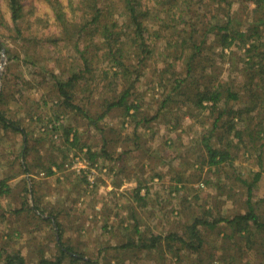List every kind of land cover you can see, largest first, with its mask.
Listing matches in <instances>:
<instances>
[{"label": "rangeland", "instance_id": "1", "mask_svg": "<svg viewBox=\"0 0 264 264\" xmlns=\"http://www.w3.org/2000/svg\"><path fill=\"white\" fill-rule=\"evenodd\" d=\"M239 1L245 0H234V7L244 21V7ZM2 3L0 0V6ZM31 4L32 0L23 1L25 13L34 22L44 6L36 2L32 10ZM2 9L5 12V6ZM6 19L4 24L0 23V92L4 94L0 112L30 133L29 162L33 166L38 161L45 162L55 174L46 176L37 166L31 174H23L18 159L23 138L12 132L4 135L0 129V180L11 178L8 183L11 192L0 195V252H20L28 264H37L41 257L53 259L59 253L57 245L86 259L99 258L103 264H264V233L237 235L225 221L215 225L216 221L233 219L248 211L245 182L252 183L257 173L261 179L254 189L253 200L264 221L263 133L252 142L246 122H237L238 130L249 128L244 134V143H239L236 131L233 134L216 132L211 144L229 148L232 160L220 167L210 166L202 138L211 132V121L201 117L189 103L179 112V105L175 103L178 92L171 96L168 110L164 102L174 93V82L166 88L160 87L157 79L160 73L155 65L143 72L136 84L138 92L130 98L131 102L141 105L135 121L127 118L123 123L118 109L107 113L97 125L82 114L68 111L64 115V107L58 103L54 90V76L65 78L73 74V69L68 71V67L77 64L75 50L66 44L63 51L55 49L48 39L51 25L47 22L34 26L41 41L31 34L33 28L25 24V30L19 33L9 15ZM225 60L221 78L228 80L238 62L230 52ZM162 67L160 63L159 70ZM108 69L111 66L100 60L94 65V74L87 77L91 80L93 75L101 76ZM127 86L113 84L108 96H117ZM94 93L79 90L76 98L93 117L104 110L102 98ZM234 104L241 105L238 101ZM143 117L148 120L144 124L140 123ZM61 119L64 123L57 132L49 129L51 123ZM63 125L79 134V146L84 152L92 148L103 154L105 150L113 159L101 160L107 165L99 162L97 170L87 159L88 164L82 169L80 164L87 157L79 147L68 149ZM252 129L259 131L255 126ZM220 136L225 137L224 145ZM53 162L64 163L63 170H58ZM138 178L151 190L147 207L129 204V192L139 187ZM178 182L183 187L179 194L171 195L170 190ZM26 184L30 190L35 185L37 200L28 198L30 204L35 203L45 211L42 219L33 213H15L27 196ZM142 193L146 194V190ZM131 207L135 210L133 217L138 216L145 223L146 233L174 234L181 240H189V245L193 243L192 226L197 222L203 240L200 248L195 250L179 240H167L150 251L118 249L127 240H137L125 223L133 214ZM48 215L57 217L60 231L54 219L52 223L48 221ZM120 221L125 222L120 224ZM166 243L172 244V251ZM3 260L0 255V264H4ZM65 264H71L69 258Z\"/></svg>", "mask_w": 264, "mask_h": 264}, {"label": "trees", "instance_id": "2", "mask_svg": "<svg viewBox=\"0 0 264 264\" xmlns=\"http://www.w3.org/2000/svg\"><path fill=\"white\" fill-rule=\"evenodd\" d=\"M23 1L2 0L0 23L4 24L9 15L10 21L19 33L22 29L25 30L23 25L26 24L34 29L30 30L31 34L42 41L34 26L47 22L51 25V35L48 39L54 48H62L63 51L64 44L71 45L70 48L75 50L77 55V66L68 67V71L73 69L71 76L65 78L54 76V90L58 103L64 107L65 111L62 112L64 115L68 111L82 114L97 125L107 113L118 109L124 118L123 123L127 118L128 121H135L140 114L141 105L137 101L131 102L130 98L138 92L136 84L143 72L149 66L155 65L160 73V76L157 75L160 87L166 88L174 82V93L167 96L164 106L169 110L171 96L178 92L175 103L179 105V112L186 103H189L201 117L211 121V132L202 138L210 166L220 167L232 160L229 148L223 143L225 137L219 138L225 148L211 144L216 132L233 134L236 131L239 143H244L246 129L250 128L249 137L252 142H255L261 133L264 134V0L239 1L244 7L242 10L245 15L244 21L240 13L238 16L234 0H32V10L35 9L36 2L44 6L42 13L35 16L34 22L29 19V14L25 13ZM2 6H5V12ZM229 52L230 56L236 57L238 64L233 72L229 73V79L223 80L221 78L224 73L223 61L225 63ZM7 53L12 56L10 50H7ZM100 60L105 65H110L111 69L105 70L101 76L93 75L89 80L87 75L94 74V65L100 63ZM32 61L38 62L36 58H32ZM160 63L163 67L159 70ZM50 72L53 74V70ZM109 76L113 79L110 80ZM229 80L231 83L228 85ZM113 84L128 86L123 92L116 93L117 96L111 98L108 94ZM79 90L98 93L102 98L104 110L98 112L95 117L90 116L88 110L76 102ZM244 97L248 100L244 101ZM3 98L4 94L0 92V104ZM237 101L241 105L234 104ZM62 119L58 123H51L49 129L57 132L64 123ZM146 121H148L146 117H143L140 123L144 124ZM237 122L249 123V128L245 131L238 130ZM253 126L259 128V131L252 129ZM62 127L65 133L64 142L68 149L79 147L82 155L87 157L84 160L87 162L89 160L96 170L100 169L99 162H106L101 160L113 159L105 150L103 154L94 152L92 148L84 152L79 146V134L71 127L64 125ZM0 129L4 135L12 132L23 138L24 144L18 158L21 160L23 174H31L35 166L45 172L46 176L55 174L52 166H46L45 162L38 161L35 166L29 162L30 133L21 124L6 118L5 114L0 112ZM228 144L230 146L231 143ZM262 146L264 147V143ZM64 159H67V155ZM54 165L58 170H63L65 164ZM124 168L122 165V172ZM84 178V181L90 184L88 178ZM96 178L102 182L99 176ZM10 179L0 180V195L5 196L11 192L8 184ZM260 179L261 175L257 173L252 183L245 182L248 211L233 219L216 221L215 225L225 221L237 235L244 233L252 236L264 233V221L257 213L253 200L254 189ZM179 181L182 179L179 178ZM137 182L139 187L129 192V204L132 207H147L150 203L151 190L140 179ZM182 182L176 183L175 191L170 190L171 195L179 194L183 187ZM32 189L30 190L26 184L24 193L27 196H24L21 207L15 210V213H33L35 217L42 219L45 211L35 203L30 204L29 196L32 200H37L34 184ZM142 189L146 190V194L142 193ZM131 210L133 214L130 221L119 223L125 222L137 240L134 238L127 240L118 249L150 251L167 240H179L185 246L189 245V240H181L174 234L163 236L153 232L146 233L148 231L144 229L145 223L138 216L133 217L135 210L134 208ZM48 216L50 217L48 221L52 223L54 219L60 231L61 224L57 217ZM196 223L192 226L190 236L193 243L189 245V248L195 247V250L200 248L203 242ZM61 239L60 235V241ZM166 244L172 251V244ZM57 246L59 253L56 257L48 260L41 257L37 264H65L67 258L71 264H103L99 258L96 261L86 259L71 252V249L64 248L63 245ZM0 255L4 258V264H28L20 252L1 250Z\"/></svg>", "mask_w": 264, "mask_h": 264}, {"label": "built area", "instance_id": "3", "mask_svg": "<svg viewBox=\"0 0 264 264\" xmlns=\"http://www.w3.org/2000/svg\"><path fill=\"white\" fill-rule=\"evenodd\" d=\"M84 161H85V160H84ZM84 161H83V162H84ZM85 164H88V162L85 161L84 163H81V164H80V167L82 166L81 168L84 169ZM77 171L79 172V171H80V168H77Z\"/></svg>", "mask_w": 264, "mask_h": 264}, {"label": "crops", "instance_id": "4", "mask_svg": "<svg viewBox=\"0 0 264 264\" xmlns=\"http://www.w3.org/2000/svg\"><path fill=\"white\" fill-rule=\"evenodd\" d=\"M144 189H142V192H143ZM257 234V233H256Z\"/></svg>", "mask_w": 264, "mask_h": 264}]
</instances>
